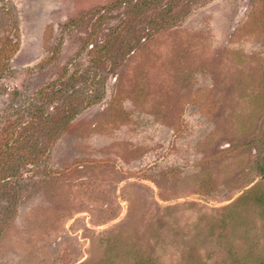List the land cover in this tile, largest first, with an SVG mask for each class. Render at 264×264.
I'll use <instances>...</instances> for the list:
<instances>
[{
	"label": "rangeland",
	"instance_id": "1",
	"mask_svg": "<svg viewBox=\"0 0 264 264\" xmlns=\"http://www.w3.org/2000/svg\"><path fill=\"white\" fill-rule=\"evenodd\" d=\"M0 264H264V0H0Z\"/></svg>",
	"mask_w": 264,
	"mask_h": 264
}]
</instances>
